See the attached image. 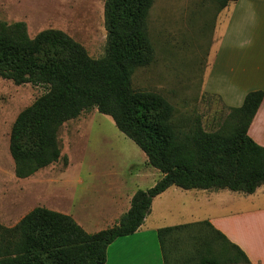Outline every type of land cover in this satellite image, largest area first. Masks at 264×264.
<instances>
[{
    "label": "trees",
    "instance_id": "1",
    "mask_svg": "<svg viewBox=\"0 0 264 264\" xmlns=\"http://www.w3.org/2000/svg\"><path fill=\"white\" fill-rule=\"evenodd\" d=\"M223 0L222 8L229 2ZM153 0H106V53L92 59L59 30L29 37L23 22L0 21V78L30 84L44 92L16 117L9 152L18 178H28L60 159L59 127L82 112L96 109L145 154L162 177L138 189L130 208L113 226L87 233L69 215L35 207L13 227L0 225V264H104L107 247L136 232L153 198L171 186L181 189H227L253 194L264 185V147L248 135L263 91L246 94L228 108V128L205 132L199 125L183 131L173 123L171 105L157 94L135 91L131 76L154 55L147 17ZM197 230L195 264H251L246 254L208 221L157 230L163 263L174 234ZM225 262V263H224Z\"/></svg>",
    "mask_w": 264,
    "mask_h": 264
},
{
    "label": "rangeland",
    "instance_id": "2",
    "mask_svg": "<svg viewBox=\"0 0 264 264\" xmlns=\"http://www.w3.org/2000/svg\"><path fill=\"white\" fill-rule=\"evenodd\" d=\"M105 1L0 0V21L25 23L31 38L43 30L62 31L92 59H100L106 53ZM222 4L223 0H153L148 13L154 55L148 65L134 69L131 85L166 100L173 109V123L183 131L195 125L209 133L228 128V108L201 88L216 17L228 5ZM43 92L42 87L0 78V225L13 227L33 208L45 207L73 217L93 233L116 215L120 218L124 210L119 197L124 191L150 188L161 174L111 117L91 109L59 127L58 161L28 178L16 177L10 131L17 115ZM157 208L159 223L172 226L173 196L162 198ZM198 235L197 230L174 234L167 241L168 264L198 263Z\"/></svg>",
    "mask_w": 264,
    "mask_h": 264
},
{
    "label": "crops",
    "instance_id": "3",
    "mask_svg": "<svg viewBox=\"0 0 264 264\" xmlns=\"http://www.w3.org/2000/svg\"><path fill=\"white\" fill-rule=\"evenodd\" d=\"M213 37L203 65L202 92L220 98L227 108L240 107L249 92L264 93V0L230 2L217 14ZM247 133L264 147V95ZM138 189L126 190L119 197L122 215ZM168 195L173 196L172 226L208 221L236 244L251 264H264V185L253 194L171 186L153 198L150 212L136 232L107 247L104 264H164L157 237L163 226L156 210ZM118 219L116 215L107 227L95 232L113 226Z\"/></svg>",
    "mask_w": 264,
    "mask_h": 264
}]
</instances>
